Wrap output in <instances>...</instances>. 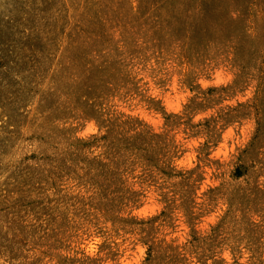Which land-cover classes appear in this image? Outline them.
Here are the masks:
<instances>
[{
  "label": "rangeland",
  "instance_id": "1",
  "mask_svg": "<svg viewBox=\"0 0 264 264\" xmlns=\"http://www.w3.org/2000/svg\"><path fill=\"white\" fill-rule=\"evenodd\" d=\"M0 264H264V0H0Z\"/></svg>",
  "mask_w": 264,
  "mask_h": 264
}]
</instances>
